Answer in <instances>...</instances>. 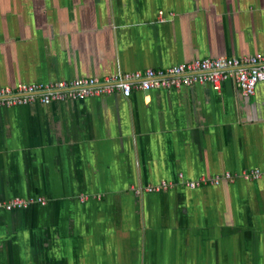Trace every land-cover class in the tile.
I'll return each instance as SVG.
<instances>
[{
    "label": "crops",
    "instance_id": "obj_1",
    "mask_svg": "<svg viewBox=\"0 0 264 264\" xmlns=\"http://www.w3.org/2000/svg\"><path fill=\"white\" fill-rule=\"evenodd\" d=\"M263 54L264 0H0V89ZM259 169L264 82L0 104V264H264V178L181 177Z\"/></svg>",
    "mask_w": 264,
    "mask_h": 264
},
{
    "label": "built area",
    "instance_id": "obj_2",
    "mask_svg": "<svg viewBox=\"0 0 264 264\" xmlns=\"http://www.w3.org/2000/svg\"><path fill=\"white\" fill-rule=\"evenodd\" d=\"M233 79L248 96L257 92L258 84L264 82V54L243 57H208L188 63L173 65L162 69L148 68L137 71L123 78L111 77L105 80L88 78L72 82L61 81L55 84H23L16 89L1 88L0 104L3 106H19L41 103L50 105L65 101H81L90 97H101L120 93L123 97H130L133 90H150L153 88L182 87L193 84L208 83L219 91L223 82ZM183 182L189 188H196L201 184L217 186L222 182H236L243 178L249 181L264 178V170H254L243 174L227 172L213 178L186 180ZM153 187H151V190ZM36 200L14 198L9 202H0V210L13 211L27 209ZM39 203H44L39 200Z\"/></svg>",
    "mask_w": 264,
    "mask_h": 264
}]
</instances>
